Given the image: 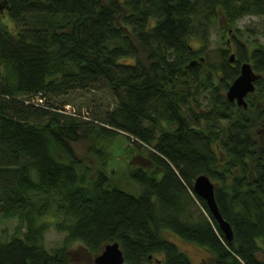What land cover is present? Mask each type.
<instances>
[{
  "label": "trees",
  "instance_id": "trees-1",
  "mask_svg": "<svg viewBox=\"0 0 264 264\" xmlns=\"http://www.w3.org/2000/svg\"><path fill=\"white\" fill-rule=\"evenodd\" d=\"M0 2L17 26L0 25V216L18 221L0 236V264L93 260L112 242L124 264H197L165 229L207 250L209 264H264V142L255 131L264 124V46L250 50L234 34L216 61L206 52L210 24L264 21V0ZM259 28L244 29L248 39L264 35ZM244 62L261 74L248 109L227 99ZM103 88L115 104L99 116L57 99ZM82 139L94 165L76 151ZM125 153L131 162L113 178L106 165ZM201 174L217 183L232 242L194 191ZM52 226L66 235L49 250Z\"/></svg>",
  "mask_w": 264,
  "mask_h": 264
},
{
  "label": "rangeland",
  "instance_id": "rangeland-1",
  "mask_svg": "<svg viewBox=\"0 0 264 264\" xmlns=\"http://www.w3.org/2000/svg\"><path fill=\"white\" fill-rule=\"evenodd\" d=\"M0 25H8L13 30H16L17 27L16 23L9 17L5 9H3V11H0ZM263 26L264 21L261 17L250 15L239 19L235 24H233V26L222 20H219L218 23L210 24L208 28V42L206 46V52L209 54V58L213 61H216L220 48H229L230 44H228L226 40L229 38L232 39V35L234 34L238 35V38L242 42H246L247 44H249L250 46H248L250 50L261 45L264 46V35H253L248 39V33L244 32V29H246L247 27L263 28ZM238 30L240 31V33H237ZM228 31L231 34H229ZM194 44L198 45V40H196ZM57 99L59 101L67 100L66 102L80 108L86 107L90 110L92 116H99L101 111L105 110L106 108L112 107L115 104V97L107 88L92 91H78L71 95L58 97ZM255 131L257 132L258 137L261 139V141L264 142V124H262V122H255ZM74 145L76 151L82 157H84L86 162L91 165H94L96 163V156L88 152L90 140L82 139V141L75 143ZM124 146L127 147V144L125 143ZM133 155L134 154L125 153L118 157L112 158L108 165H106V172L113 178L114 176L116 177V175L121 176L128 166L129 162H131V158ZM120 179H117V182L122 183ZM213 183L216 187L217 183L215 181H213ZM128 188L130 187L128 186ZM49 218L53 219L52 216H49ZM17 223V219H6L0 216V236H2L3 234L12 235ZM65 235L66 234L64 232H59L55 229L54 226H52L46 233V247L49 250H53L54 248L62 246ZM163 235L177 243L181 247V249L186 251L192 257L195 263L209 264L211 262V254H209L207 250L194 244L184 242V240H182L179 235L169 229H165L163 231ZM262 257H264V254H262ZM71 264H94V260H92L87 255L74 253Z\"/></svg>",
  "mask_w": 264,
  "mask_h": 264
},
{
  "label": "water",
  "instance_id": "water-1",
  "mask_svg": "<svg viewBox=\"0 0 264 264\" xmlns=\"http://www.w3.org/2000/svg\"><path fill=\"white\" fill-rule=\"evenodd\" d=\"M7 7V2H0V11ZM232 63L236 61V55L230 58ZM196 60L191 62L194 65ZM261 78L250 62L241 64L240 74L233 81L227 91V99L236 102L238 106L248 109L247 96L256 90V81ZM194 191L206 202L211 214L217 220L226 239L232 242L234 231L231 224L223 217L215 197V184L207 174L199 175L193 185ZM94 264H124L125 256L119 242L105 245L102 252L94 257Z\"/></svg>",
  "mask_w": 264,
  "mask_h": 264
},
{
  "label": "flooded vegetation",
  "instance_id": "flooded-vegetation-1",
  "mask_svg": "<svg viewBox=\"0 0 264 264\" xmlns=\"http://www.w3.org/2000/svg\"><path fill=\"white\" fill-rule=\"evenodd\" d=\"M229 44H230V45H233L232 39H230V38H229ZM233 46H234V45H233ZM248 96H249V95H248ZM248 96H247V98H248ZM247 101H248V100H247Z\"/></svg>",
  "mask_w": 264,
  "mask_h": 264
}]
</instances>
